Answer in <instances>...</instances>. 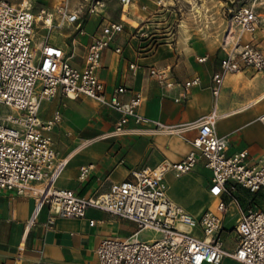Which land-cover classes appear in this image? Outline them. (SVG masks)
<instances>
[{
    "label": "built area",
    "instance_id": "1",
    "mask_svg": "<svg viewBox=\"0 0 264 264\" xmlns=\"http://www.w3.org/2000/svg\"><path fill=\"white\" fill-rule=\"evenodd\" d=\"M133 1L118 0L123 11ZM104 4V0L93 1L90 12L101 14ZM38 18L48 28L57 22L58 26L77 25V35L84 32L80 10L71 0L38 11L34 0H0V194L12 190L33 197L34 216L48 206L46 229L59 217L85 218L89 208L134 222L137 230L130 237L100 241L96 249L99 264H223L226 258L239 264H264V210L253 205L243 209L238 195L241 188L254 197L264 190V162L252 161L247 149L228 153L229 137L217 132L220 114L216 106L191 127L197 132L194 148L182 160L165 159L154 167L133 169L106 193L83 196L57 186L68 161L59 156L52 138L62 116L57 110L51 119H44L41 108L59 93L72 99L87 97L119 112L112 135L158 133L168 126L141 110L144 97L140 92L125 100L130 89L121 85L108 95L100 78L105 51L125 29L123 16L102 22L87 46L82 67L72 63L75 51L67 44L52 43L47 36L35 43ZM260 26V15L253 6L240 7L227 19L222 37L225 56L211 83L216 102L229 74L252 69L264 80V50L254 40ZM245 35L250 39L244 40ZM122 50L114 48L118 54ZM198 60L203 63L207 57ZM135 68L132 63L133 73ZM148 74L164 93L174 92L179 103L201 83L200 76L179 82L169 67L151 66ZM260 120L264 125V114ZM131 123L136 127L129 128ZM200 163L212 172L208 192L217 204L196 216L169 196L166 173L180 177ZM92 168V164L82 166L79 179L85 180ZM233 207L239 215L232 229L236 246L230 251L224 247L222 233ZM89 223L93 226L96 221ZM145 231L155 236L142 238Z\"/></svg>",
    "mask_w": 264,
    "mask_h": 264
},
{
    "label": "crops",
    "instance_id": "2",
    "mask_svg": "<svg viewBox=\"0 0 264 264\" xmlns=\"http://www.w3.org/2000/svg\"><path fill=\"white\" fill-rule=\"evenodd\" d=\"M139 9L133 2L123 13L125 18L128 11V22L134 28H140L141 22L146 21L138 13ZM260 30L261 26L254 40L264 50ZM123 33L105 51L103 68L99 71L108 95L121 85L130 89L123 97L125 100L134 92H140L144 97L141 110L150 119L167 126L196 123L216 106L220 114L217 132L229 137L228 153L247 149L252 161L264 162V125L260 120L264 114V80L260 73L245 69L229 74L216 102L211 83L225 56L222 42L223 54L216 68L213 69L212 62L208 63L210 56L203 54L197 57V62L180 57L173 67L177 53H173V58L172 48H160L152 56L138 57L131 43L127 47L123 45ZM248 39L250 36L245 35L244 40ZM87 46L83 55L75 51L71 61L77 67L84 65ZM117 46L122 47V53L114 52ZM202 57H207L203 63L198 60ZM132 63L136 65L134 73L130 69ZM151 66L169 67L179 82L200 76L201 83L189 90L183 102H176L174 92L164 93L149 77ZM248 72L258 73L261 80L257 79L258 75L249 78L242 74ZM46 102L52 106L48 108L43 103L41 116L44 119H51L57 110L61 112L62 120L55 126L52 138L59 156L68 160L57 186L73 189L83 196L110 191L112 184L128 178L133 169L154 167L165 159L178 162L194 148L192 141L196 131L189 132L188 137L162 132L112 135L120 113L87 97L72 99L59 93L58 97ZM134 127V123L129 125V128ZM90 164L93 168L88 177L79 179L80 168ZM166 176L176 179L171 181L169 196L191 214L199 216L208 208H216L217 199L208 192L212 172L203 163L180 177L173 172ZM238 195L243 209L253 205L264 210V190L254 197L241 188ZM197 200H202L200 206L196 205ZM34 208L35 200L31 196L18 195L12 190L0 194V264H99L96 249L102 239L127 238L137 230L134 222L95 208H89L85 218L59 217L46 229L44 223L49 207L45 206L36 216ZM91 219L96 221L93 226L89 223ZM20 248L21 258L17 259Z\"/></svg>",
    "mask_w": 264,
    "mask_h": 264
},
{
    "label": "rangeland",
    "instance_id": "3",
    "mask_svg": "<svg viewBox=\"0 0 264 264\" xmlns=\"http://www.w3.org/2000/svg\"><path fill=\"white\" fill-rule=\"evenodd\" d=\"M61 1L34 0V8L36 11L42 8H55ZM71 1L76 3L80 10L84 32L77 35V25L58 26L55 22L52 27L48 28L43 22H38L35 28V43L38 44L44 36H47L51 37L52 43L67 44L72 51L83 55L88 43L99 32L102 22L104 20H121L124 13L118 0H104V11L97 15L90 12V4L95 0ZM133 2L139 6L138 13L145 17L146 21L141 22L140 19L141 27H132L127 19L129 16L127 11L126 17L123 18L125 30L121 35V41L125 47L131 43L138 57L152 56L157 53L158 49L167 47L172 48L170 52L172 57L174 52L177 53L173 67L180 57H184L185 60L192 58L197 62V57L203 54L210 56L208 63L212 62L214 69L223 54L221 42L227 19L234 11L244 6H253L260 15V36L264 42V0H134ZM188 59L187 62H189ZM242 74L249 78L258 75L256 72ZM257 79L261 80L260 75ZM51 104L44 103L48 108H51ZM192 131H196V129L189 128L181 132L180 135L188 137V133ZM171 181L175 182L176 179L174 177L169 179L166 176V182L168 186L170 185V189H172ZM201 204L202 200L196 201L197 206ZM238 215L236 208L233 207L229 210L226 216L225 230L222 233L224 247L230 251H233L236 246V235L232 229ZM154 236V233L150 231L141 234V237L145 239ZM223 264L237 263L226 258Z\"/></svg>",
    "mask_w": 264,
    "mask_h": 264
},
{
    "label": "bare ground",
    "instance_id": "4",
    "mask_svg": "<svg viewBox=\"0 0 264 264\" xmlns=\"http://www.w3.org/2000/svg\"><path fill=\"white\" fill-rule=\"evenodd\" d=\"M133 4V2L129 5H126L124 7V11H126L131 5ZM101 12H103V10H100ZM38 21L40 22V18H38ZM46 27V26H45ZM194 123H187V124H181V125H176V126H168L166 128V130L162 133H166V134H170V135H180L181 132L188 130L189 128L193 127ZM170 173V171H168L166 173V175Z\"/></svg>",
    "mask_w": 264,
    "mask_h": 264
}]
</instances>
